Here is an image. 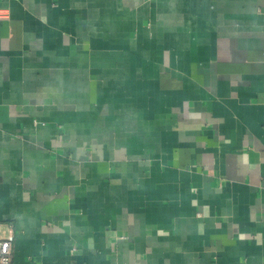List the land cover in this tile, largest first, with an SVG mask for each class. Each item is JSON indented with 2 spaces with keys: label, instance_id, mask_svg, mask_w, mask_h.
I'll return each mask as SVG.
<instances>
[{
  "label": "crops",
  "instance_id": "crops-1",
  "mask_svg": "<svg viewBox=\"0 0 264 264\" xmlns=\"http://www.w3.org/2000/svg\"><path fill=\"white\" fill-rule=\"evenodd\" d=\"M0 228L13 264H264V0H0Z\"/></svg>",
  "mask_w": 264,
  "mask_h": 264
},
{
  "label": "built area",
  "instance_id": "built-area-1",
  "mask_svg": "<svg viewBox=\"0 0 264 264\" xmlns=\"http://www.w3.org/2000/svg\"><path fill=\"white\" fill-rule=\"evenodd\" d=\"M13 241L14 235L12 230L3 235L0 228V264H13Z\"/></svg>",
  "mask_w": 264,
  "mask_h": 264
}]
</instances>
